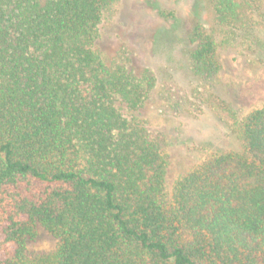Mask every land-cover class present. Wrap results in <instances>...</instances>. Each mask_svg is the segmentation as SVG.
I'll use <instances>...</instances> for the list:
<instances>
[{"label": "trees", "instance_id": "trees-1", "mask_svg": "<svg viewBox=\"0 0 264 264\" xmlns=\"http://www.w3.org/2000/svg\"><path fill=\"white\" fill-rule=\"evenodd\" d=\"M219 27L252 28L264 0H209ZM118 0H0V264H264V107L209 101L240 151L209 156L166 191L168 147L126 119L156 86L93 49ZM189 64L214 83L225 48L201 24ZM38 224L56 238L29 249Z\"/></svg>", "mask_w": 264, "mask_h": 264}, {"label": "rangeland", "instance_id": "rangeland-1", "mask_svg": "<svg viewBox=\"0 0 264 264\" xmlns=\"http://www.w3.org/2000/svg\"><path fill=\"white\" fill-rule=\"evenodd\" d=\"M197 24L225 42L214 83L199 80L190 69L189 37ZM93 49L108 68L122 67L134 77L154 74L156 86L139 108L129 109L120 100L115 107L126 119L145 120L165 135L169 195L179 178L209 156L240 151L235 133L215 116L209 101L238 119L264 107V3L254 10L252 28L243 31L217 26L209 0H118L112 16L99 25ZM25 243L50 251L57 240L36 224Z\"/></svg>", "mask_w": 264, "mask_h": 264}]
</instances>
